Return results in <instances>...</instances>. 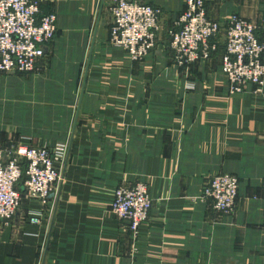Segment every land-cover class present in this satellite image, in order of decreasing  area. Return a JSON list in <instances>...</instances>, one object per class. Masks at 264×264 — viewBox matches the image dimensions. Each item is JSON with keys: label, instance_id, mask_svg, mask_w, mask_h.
<instances>
[{"label": "crops", "instance_id": "1", "mask_svg": "<svg viewBox=\"0 0 264 264\" xmlns=\"http://www.w3.org/2000/svg\"><path fill=\"white\" fill-rule=\"evenodd\" d=\"M115 1L40 0L56 15L44 69L0 73V145H66L42 224L24 217L36 202L0 224V264H264V79L260 91L249 83L230 94L223 45L178 66L168 29L184 0H141L162 16L155 46L132 61L108 42ZM205 8L224 27L233 14L257 22L264 0ZM222 172L239 180L229 213L201 197ZM139 181L152 206L134 237L109 205L116 187Z\"/></svg>", "mask_w": 264, "mask_h": 264}, {"label": "built area", "instance_id": "2", "mask_svg": "<svg viewBox=\"0 0 264 264\" xmlns=\"http://www.w3.org/2000/svg\"><path fill=\"white\" fill-rule=\"evenodd\" d=\"M185 7L168 29L169 46L178 66L188 67L207 61L218 50L224 33L220 70L231 92L242 91L252 83L260 91L264 79V16L257 22L233 14L223 27L208 18L205 0H184ZM111 24L108 42L122 48L132 60H140L154 47L160 28V7L141 0H117L110 6ZM263 27L262 37L258 27ZM56 33V15L43 12L40 0H0V73L38 71L45 48ZM66 145H32L26 141L0 145V224L8 225L20 206L22 180L25 196L38 202L27 207L30 224L38 225L55 185L62 179L60 165ZM237 179L229 173H217L207 179L203 196L213 208L229 213L234 208ZM152 198L144 181L120 185L112 192L110 211L127 221L135 237L140 224L147 221Z\"/></svg>", "mask_w": 264, "mask_h": 264}, {"label": "rangeland", "instance_id": "3", "mask_svg": "<svg viewBox=\"0 0 264 264\" xmlns=\"http://www.w3.org/2000/svg\"><path fill=\"white\" fill-rule=\"evenodd\" d=\"M185 2V1H184ZM206 9V8H205ZM109 11H110V7H109ZM50 12H53V11H50ZM54 13V12H53ZM55 14V13H54ZM207 14V13H206ZM262 16H264V15H262ZM261 16V17H262ZM260 17V18H261ZM209 18V17H208ZM213 20V19H212ZM262 29V35H263V27H258V29ZM55 35H56V33H55ZM259 35V34H258ZM262 35H259V36H261L262 37ZM223 39H225V37H224V33H222L221 34V36H220V38H219V47H218V50L220 49V47L223 45V48H222V52H223V49H224V44H225V40H223ZM110 44V43H109ZM111 45V44H110ZM113 46V45H112ZM155 46V45H154ZM153 49V48H152ZM218 50H216V51H218ZM215 51V52H216ZM126 52V51H125ZM127 53V52H126ZM150 53V52H149ZM128 54V53H127ZM222 54V53H221ZM129 56V55H128ZM212 56V55H211ZM211 56H210V58H211ZM130 57V56H129ZM146 57V56H145ZM145 57H143L142 59H140V60H132L131 58V60L132 61H136V62H139V61H141V60H143ZM44 58V57H43ZM209 58V59H210ZM46 59V62H47V57L45 58ZM208 59V60H209ZM44 66L45 65H43V59L41 60V66H40V68H39V70L38 71H35V72H38V73H41L42 71V69H44ZM191 66V65H190ZM41 71V72H40ZM31 73H33V72H31ZM10 74H12V73H10ZM21 74H29V73H21ZM21 77H23L24 78V76H21ZM26 79V78H25ZM228 82V81H227ZM228 91H229V93L230 94H232V93H237V92H240V91H235V92H231L230 91V88H229V83H228ZM6 119H7V117H6ZM6 123H8V122H6ZM17 140H14V141H12V140H10L8 143H6V144H3V145H9L10 143H12V142H17V141H20V140H22V141H26V142H28V143H30V144H32L33 145V143L30 141V140H27V139H24V138H21V139H18V138H16ZM1 146H2V144H1ZM47 146V145H46ZM54 146V145H53ZM49 147H51V145L49 146ZM233 175V174H232ZM212 176V175H211ZM210 176V177H211ZM235 176V175H234ZM236 177V176H235ZM209 178V177H208ZM207 178V179H208ZM207 179L205 180V182H204V184H206V182H207ZM236 179H237V185L239 184V180H238V178L236 177ZM22 183L23 182H21L20 181V189H21V202H20V206L18 207V209H17V211L18 210H21L22 211V203H26V204H30L31 202H36V203H38L37 201H35V200H29L26 196H25V193H24V189H23V186H22ZM58 184V183H57ZM204 184H203V187H204ZM203 187H202V191H201V197H202V199H204V200H207V201H209V203L211 204V207H212V209L214 210V211H216V212H218V213H223V212H220V211H217V210H215L214 208H213V202H212V200L211 199H207V198H205L204 196H203V194H202V192H203ZM57 188V185H55V187H54V189L52 190V192H51V194L55 191V189ZM237 196H238V191H237V195H236V199H235V202H234V208H235V205H236V200H237ZM49 199V198H48ZM48 201V200H47ZM46 205H47V203H46ZM46 208V207H45ZM233 208V209H234ZM26 208H25V212H24V217H28L27 216V212H26ZM16 211V212H17ZM109 211H110V205H109ZM233 210H231V212H232ZM46 212H47V210H45V215L43 216V218H42V222H43V219H44V217L46 216ZM111 212V211H110ZM112 213V212H111ZM16 214V213H15ZM113 214V213H112ZM114 215V214H113ZM119 219V218H118ZM28 220V219H27ZM29 222V221H28ZM42 222L40 223V224H38V225H41L42 224ZM38 225H35V226H38ZM3 226V225H2Z\"/></svg>", "mask_w": 264, "mask_h": 264}, {"label": "trees", "instance_id": "4", "mask_svg": "<svg viewBox=\"0 0 264 264\" xmlns=\"http://www.w3.org/2000/svg\"><path fill=\"white\" fill-rule=\"evenodd\" d=\"M22 180H23V177H22V179H21V182H22ZM18 188L20 189V185H18ZM20 191H21V189H20ZM22 192V191H21Z\"/></svg>", "mask_w": 264, "mask_h": 264}]
</instances>
